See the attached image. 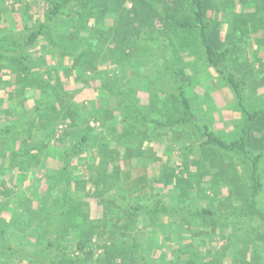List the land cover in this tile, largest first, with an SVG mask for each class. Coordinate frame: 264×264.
I'll list each match as a JSON object with an SVG mask.
<instances>
[{
    "label": "trees",
    "instance_id": "trees-1",
    "mask_svg": "<svg viewBox=\"0 0 264 264\" xmlns=\"http://www.w3.org/2000/svg\"><path fill=\"white\" fill-rule=\"evenodd\" d=\"M31 1L21 38L0 28V264H264L238 227L264 220V103L247 105L248 83L227 64L250 30L264 29V0ZM194 50L234 93L244 118L234 135L216 131L187 92L204 73L188 61ZM90 83L106 108L74 101ZM108 127L117 130L107 136ZM163 141L167 163L181 149L182 173L161 165L152 145ZM34 194L41 201L21 202Z\"/></svg>",
    "mask_w": 264,
    "mask_h": 264
},
{
    "label": "rangeland",
    "instance_id": "rangeland-1",
    "mask_svg": "<svg viewBox=\"0 0 264 264\" xmlns=\"http://www.w3.org/2000/svg\"><path fill=\"white\" fill-rule=\"evenodd\" d=\"M31 9L36 10V7H34V3H32L31 0H0V28L10 27L12 29H15L14 37L21 38L20 31L24 28V26L26 24H28V26H31L34 23L33 20H31L32 23L31 25H29V20H26L24 16L25 13ZM224 31L227 38L231 36L232 29L229 26H225ZM235 52L236 53H234L232 58L227 62L228 68H233L241 76V78L245 79L246 83H248L245 87L247 105L251 108L261 107L264 103V29H260L257 32H252L250 30V33L247 35V37L243 39L242 42H239L237 50ZM190 55L191 56L189 57L188 61L198 66L199 70H201L202 72L204 71V73H201V78H199L198 75L193 76L194 83L187 88L188 94L196 100V106H198V111H200L201 116L205 120L210 122L213 125L212 127L216 131L220 130L228 136H230V134L234 135L235 130H238V128H240L237 126L239 124H242L244 121L242 112L239 111L236 107L234 93L230 88L222 85L221 82L217 83V73L213 68L208 69L206 64L202 61L201 50H194ZM37 56L39 59L41 58V61L45 60V57L42 53H38ZM46 69L47 68H43V70ZM0 73L2 72L0 71ZM4 78H7L10 81L14 77L10 78L9 76H4ZM90 78H92V76L90 73H88L87 79L90 80ZM11 82L13 81H10L9 83ZM63 82L65 84L64 87L67 91L75 92V90L77 89V83L74 80V76L69 75L68 78L64 79ZM90 84L91 85H89L88 88H85L78 94H75L74 101L78 103H84L85 105L90 104L94 110L106 108L107 100L99 97L97 91L98 85L96 83ZM138 92L139 100H141L142 103L150 106V97L148 96L149 94H147L146 91L141 88L138 89ZM4 93L5 89L1 88L0 97L1 95L5 96ZM201 99L206 103L213 102L215 105V110L205 113V110L202 108L203 102L200 103ZM28 104L29 106H31L32 102L30 101L28 102ZM90 122V126L94 127L95 129H98L101 126L99 122H95L93 120H91ZM66 124L67 123L61 122L60 130L65 129L67 127ZM116 130V128L108 127L105 133L108 136V132L114 133ZM93 136L95 141H101V137L103 135L96 131ZM152 148L155 150V152L158 153V156L161 157L160 163L162 166L164 165V170H166L168 174H171L172 171H175V174H180L183 172L184 167L182 166L181 161L177 159V157L181 154V149L178 146H175L173 149L174 157H176V161L173 164L167 163L169 148L167 149L166 147H164V141L161 144H153ZM116 149L117 152L120 151L119 147ZM56 162L57 161L50 157L47 166H54ZM131 163H129V161H126V164L123 163V166L125 165L124 168L130 169ZM132 165L135 166L133 163ZM43 170L45 171V168H43ZM34 173L35 176H37L36 182H41V175L43 171H35ZM141 175L142 169H134V181L141 178ZM198 180L203 181V178L200 177ZM42 189L44 191L51 190V188H49V186L46 184H43ZM26 190V185L21 186L20 189H16L15 195L19 199H16L14 203L18 204L17 200H22L20 198L22 195H25ZM223 196L228 197L227 189H223ZM40 199V195L34 194L32 198H26L21 202L28 207L30 206V204H35L36 201L39 202ZM259 199V208L264 210V190L261 193ZM4 202L5 201L3 199L2 204ZM91 205L93 218H95L98 216L96 214L99 213L100 209L95 201H92ZM255 217L256 218L252 221L248 220L249 218L240 220V223L238 224V227L241 228L240 231L245 235L250 236L251 240L253 234L254 237L257 236L258 238L254 246H252V242L248 241L250 240V237H247V241L244 243L242 242V245L245 246L244 248H255L257 251H261L264 256V220L259 215H256ZM223 244L224 242L221 241L220 243L215 244V246L220 248L221 246H223ZM252 252L253 251H247L245 256L250 259L252 256Z\"/></svg>",
    "mask_w": 264,
    "mask_h": 264
}]
</instances>
